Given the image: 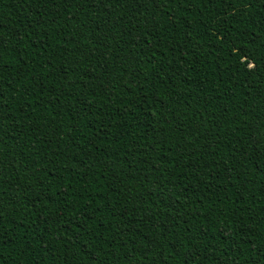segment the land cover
I'll use <instances>...</instances> for the list:
<instances>
[{"label":"trees","instance_id":"obj_1","mask_svg":"<svg viewBox=\"0 0 264 264\" xmlns=\"http://www.w3.org/2000/svg\"><path fill=\"white\" fill-rule=\"evenodd\" d=\"M0 264H264V0H0Z\"/></svg>","mask_w":264,"mask_h":264}]
</instances>
